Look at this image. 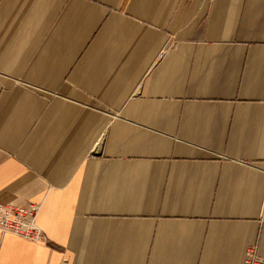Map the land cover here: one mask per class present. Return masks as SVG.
<instances>
[{
	"label": "crops",
	"instance_id": "0c3cea01",
	"mask_svg": "<svg viewBox=\"0 0 264 264\" xmlns=\"http://www.w3.org/2000/svg\"><path fill=\"white\" fill-rule=\"evenodd\" d=\"M0 264L264 256V0H0Z\"/></svg>",
	"mask_w": 264,
	"mask_h": 264
},
{
	"label": "built area",
	"instance_id": "2783aa9c",
	"mask_svg": "<svg viewBox=\"0 0 264 264\" xmlns=\"http://www.w3.org/2000/svg\"><path fill=\"white\" fill-rule=\"evenodd\" d=\"M40 208L37 203H0V230L35 242L45 241L46 235L37 222ZM243 264H264L256 245L248 247Z\"/></svg>",
	"mask_w": 264,
	"mask_h": 264
}]
</instances>
